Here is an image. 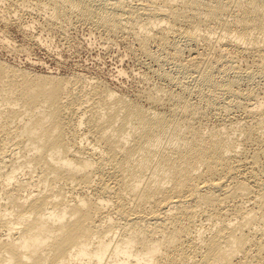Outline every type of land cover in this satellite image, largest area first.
Here are the masks:
<instances>
[{"label":"bare ground","instance_id":"obj_1","mask_svg":"<svg viewBox=\"0 0 264 264\" xmlns=\"http://www.w3.org/2000/svg\"><path fill=\"white\" fill-rule=\"evenodd\" d=\"M7 3L41 8L53 27L76 16L131 35L182 93L156 112L82 75L0 61V264H264V98L247 107L250 122L197 125L211 108L230 114L244 76L264 79V0ZM243 54L256 71L235 67ZM248 143L261 149L245 163Z\"/></svg>","mask_w":264,"mask_h":264},{"label":"rangeland","instance_id":"obj_2","mask_svg":"<svg viewBox=\"0 0 264 264\" xmlns=\"http://www.w3.org/2000/svg\"><path fill=\"white\" fill-rule=\"evenodd\" d=\"M14 5L15 7L13 5L11 6V4L10 7H8L9 3H7V5H5L6 8L4 6H0V9L2 10H0L2 12V14L0 12L1 16H3L4 14L8 19H10H7L9 23L8 24L4 23L0 18V61L14 68H20V70L23 69V71L45 77L53 76L57 78H70L76 75H82L83 77H86L88 80L94 83L98 81L109 90L115 92L118 96H125L131 101L133 100L136 103L140 104L141 106L145 104L146 106H144L146 108H153V110L156 112L170 113L173 109H175V105H172L173 102H171L170 97L171 95L173 96L174 93L175 95H181L182 93L181 89L177 87L178 85L174 81V79L177 77L176 72L168 66H163L162 63L159 64V62L154 61V59L149 58L147 55L146 57L143 52L139 50L137 42L134 41L135 39L131 35L130 37H128L129 34L127 33L114 35L113 33H106L104 29L94 28L90 24L85 23L84 20L76 16H73V20L70 18V20L72 21H66L64 18L60 19V21L56 20L55 24L57 25H55L56 27H53L47 25L48 20L47 18L44 19V17L46 16L44 14V11H40L41 8L39 9L40 12L38 11V9H29L30 11L26 9V11H24L20 9V12V10L16 8L17 5ZM18 10L19 13H16V11L18 12ZM4 18L6 17L4 16ZM18 20H20V23L17 25L15 22H18ZM46 20L47 22H45ZM61 21H63L62 23L64 25L61 24ZM68 21H70V24L68 23ZM20 24L22 25V28L19 27ZM31 26L33 27L32 29L29 28ZM126 31H129L128 28L126 29ZM2 34L3 36L8 37V39L12 43L10 44L11 46H9V44L4 41V37L2 36ZM125 34H127L128 36ZM124 35L126 37H124ZM200 44L198 45V47H193L192 49H198L200 52L203 51L202 48H204L205 45L203 43L201 45ZM151 50H153L152 52L154 53L155 51L157 52L156 46L152 45ZM252 58L253 57L248 54L239 55L236 58L237 63L235 64L234 62V65H236L235 67L238 66L237 68H239L240 70L242 69L243 72L248 71V68H251L250 70L252 71H256V64L255 62H253L254 59ZM121 71L123 72L122 74L120 73ZM246 77L247 76H244V78L240 80L239 85H237L236 87V89L242 93H240L238 97L239 99H237L238 101L236 100L237 107L234 106L233 109L231 108L232 111L228 109V111H230V114H228L229 112L227 111L225 112V110L227 109L223 108L224 110L222 111L221 106H219V108H211V112L206 110L207 114L202 115L198 118L197 125L201 123L202 125L200 124L198 126L205 128L204 124L207 123L206 125L209 128H223L224 125H233L232 121H234L233 126H235L236 123L238 124V121L239 123H246L253 120L252 117H254V115L252 116V114L247 111V107L250 108L252 106H255V103H257L258 101L255 100L256 98L259 99V101H262V99L264 98V79L262 80V78L259 77L257 78V80L256 78L253 79V81L252 79L247 80L249 79L248 77L247 79H245ZM149 90H151V94L156 92L154 93V95H160L162 92L160 96L163 97V104H151L148 100V95L150 94ZM145 91L148 92V94ZM171 91H174V93L171 94ZM248 94L254 95H251V97ZM188 95H190L189 97H191L192 101L195 99L194 102H198V98L195 94ZM240 105L243 107H240ZM223 118L224 120H222ZM200 120L202 121L200 122ZM221 123L224 125H222ZM209 124L210 126H208ZM252 145L251 143H248L244 147L245 156H242V161H244L245 163L246 160L252 159V156H254L255 152H258L261 149L260 146L256 148L257 146L255 144ZM168 146V143H164V147ZM249 161H247V163H249ZM262 164L264 169V160H262ZM242 176L243 175H240V178H244L246 175H244L243 177ZM204 217L205 216H201L198 219V225H200V228L203 229H205L206 227V231H203L202 229V232L205 234L207 233L206 235H209L210 231L207 225L208 222L206 221V217L205 219Z\"/></svg>","mask_w":264,"mask_h":264}]
</instances>
